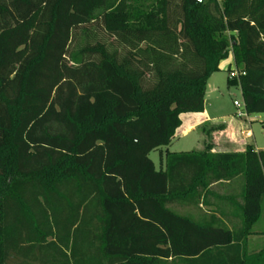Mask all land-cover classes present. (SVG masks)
I'll use <instances>...</instances> for the list:
<instances>
[{"label":"trees","instance_id":"trees-1","mask_svg":"<svg viewBox=\"0 0 264 264\" xmlns=\"http://www.w3.org/2000/svg\"><path fill=\"white\" fill-rule=\"evenodd\" d=\"M140 2L0 0V264H264L246 251L264 150L148 158L228 57L244 75L227 87L264 116V0ZM212 198L235 213L172 210Z\"/></svg>","mask_w":264,"mask_h":264},{"label":"rangeland","instance_id":"rangeland-1","mask_svg":"<svg viewBox=\"0 0 264 264\" xmlns=\"http://www.w3.org/2000/svg\"><path fill=\"white\" fill-rule=\"evenodd\" d=\"M140 3L144 5V8H148L152 4V0H141ZM95 33L98 34V39L104 40L105 42L109 41L99 27H97ZM228 68H230L231 70L234 68L231 57H228L227 59L220 62V70L214 73L211 79L209 80V87L205 96L206 109L210 115H215L216 113H218V111H222L225 116L235 118L237 122L244 125L248 130L251 131L253 135L252 144L254 145V147L258 148L259 150H264V116L247 115L245 118H238L236 116V108L233 106V101L242 103V97L240 91L237 88L227 87L226 81L229 76V73L227 72ZM198 139V132L191 133L187 136H182L181 133L178 131L175 137L173 138V141L167 148H162L160 152H150L148 158L151 160L156 170H163L164 156L166 150H168L169 152L200 150V145H197ZM210 142H212V139ZM241 188L242 179L237 178L232 183L230 191L226 192L224 188L221 189L218 186L212 187L211 189L214 193H216V195H225L227 193H231L230 198H238L239 193L241 192ZM211 202L217 208V211L214 210L217 215H221V212L226 213V215H229V217H231L232 214L235 213L233 212L234 210L231 209V212L229 211L227 214V212H225V209L227 208L225 207H229V205H226L221 201L211 200ZM172 210H174L180 215L188 216L193 219H198L203 215L206 216V213L213 212V210H210L206 207L205 209H202L194 206H175L172 207ZM251 232L252 235L247 238L246 251L248 255L258 253L259 251L264 250V198L260 207V217L256 224L252 227ZM9 264H12V262H9Z\"/></svg>","mask_w":264,"mask_h":264},{"label":"crops","instance_id":"crops-1","mask_svg":"<svg viewBox=\"0 0 264 264\" xmlns=\"http://www.w3.org/2000/svg\"><path fill=\"white\" fill-rule=\"evenodd\" d=\"M212 75L209 77L207 81L205 96L207 93V89L209 87L208 83ZM205 96H204L203 112L186 113V114H181L179 116L180 126L175 131V135L177 134L178 131L181 133L182 136H187L191 133L198 132L199 139L197 140L198 142L197 145H200L201 149L197 150V152L203 150L204 143L209 144L211 146L212 153H242L244 152L245 148L249 145L252 146L254 151H259V149L255 148L254 145L252 144L253 135L251 131L248 130L244 125L237 122L235 118L230 117V116H225L222 111H218V113H216L215 115H210L208 113L206 106H205ZM211 139H212V142H210ZM161 150L162 148L155 150V151L160 152ZM166 151L169 152L168 150ZM179 152H190V151H179ZM234 181L220 182L218 184H214L212 187L218 186L221 189L224 188L225 191L227 192L231 190L230 187ZM217 196L219 197V200H223L224 198L230 199L231 193L230 194L227 193L225 195L220 194ZM211 200L216 201L213 198ZM225 204L228 205L227 202H225ZM205 207L214 211L213 206L199 205L197 208L205 209ZM225 208H227L225 209V212H227V214L229 211L231 212L230 207L226 206ZM209 214L210 213H206V216L203 215L202 217L198 219H194V220L204 221L207 219V216ZM217 218L221 219L218 216ZM225 225L227 226V228H230L229 223L227 221L225 222Z\"/></svg>","mask_w":264,"mask_h":264},{"label":"built area","instance_id":"built-area-1","mask_svg":"<svg viewBox=\"0 0 264 264\" xmlns=\"http://www.w3.org/2000/svg\"><path fill=\"white\" fill-rule=\"evenodd\" d=\"M241 75H244V73L233 68V70L229 73L228 78L229 80L238 79ZM237 89L240 91L239 87ZM233 106L236 108V116L238 118H245L247 116L244 109L243 101L242 103L233 101Z\"/></svg>","mask_w":264,"mask_h":264}]
</instances>
